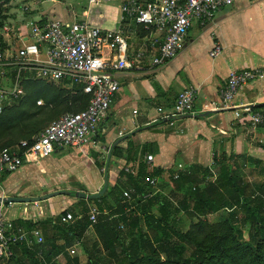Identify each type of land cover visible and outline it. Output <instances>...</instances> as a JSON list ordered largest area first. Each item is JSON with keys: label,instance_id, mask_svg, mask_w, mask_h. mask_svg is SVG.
I'll use <instances>...</instances> for the list:
<instances>
[{"label": "crops", "instance_id": "1", "mask_svg": "<svg viewBox=\"0 0 264 264\" xmlns=\"http://www.w3.org/2000/svg\"><path fill=\"white\" fill-rule=\"evenodd\" d=\"M51 2L58 3V0ZM94 5L98 4L88 0L74 19L70 13L58 18L56 14L40 12L26 4L24 8L30 11L23 12L16 36H28L29 20L52 17L65 22L87 20L108 30L121 25L120 6L113 12L112 9L94 10ZM12 18L16 21L18 17L14 13ZM124 27L131 48L139 50L142 41L136 26L129 22ZM16 42L22 46L20 40ZM216 45L221 46L222 54L211 58L209 52ZM248 68L264 70V0H239L220 10L212 22L195 23L184 49L166 65L154 67L148 57L136 69L120 74V90L94 136L96 144L81 149L68 147L69 151L59 159L51 155L39 164L25 163L11 175H0V197H44L61 187V177L67 189L95 194L104 188L107 165L112 186L123 168L137 167L140 158L147 160L148 155L154 156L153 164L147 162L148 167L165 173L178 171L179 165L187 170L211 168L216 154L234 156L240 167L243 162L247 164L243 166L263 169L264 127L251 131L242 108L248 106L254 112L264 110V78L243 86L232 102L239 107L222 108L220 100L229 74ZM189 86L198 91L194 113L177 115L173 111L177 97ZM208 111L214 114L196 117ZM236 111L243 117L238 119ZM93 157L98 163L105 162L104 167L94 165ZM79 199L51 197L36 203H4V210L8 218L27 226L53 218L57 211L75 209Z\"/></svg>", "mask_w": 264, "mask_h": 264}, {"label": "built area", "instance_id": "2", "mask_svg": "<svg viewBox=\"0 0 264 264\" xmlns=\"http://www.w3.org/2000/svg\"><path fill=\"white\" fill-rule=\"evenodd\" d=\"M42 3L41 0H35ZM52 1V0H50ZM103 0H90L99 4ZM111 1V0H104ZM239 0H121V25L112 30L103 29L87 20L65 22L51 18L42 21L29 20L28 36H16V26L8 20L0 28V112L4 106L25 96L24 80H43L48 83H66L82 87L90 96L88 107L78 113H68L46 126L31 141L23 140L18 145L4 148L0 152V175L16 173L25 163L39 164L56 150L68 147L81 149L95 145L94 136L106 119L121 86L119 75L136 69L150 57L154 67L172 61L184 49L190 29L195 23L206 25L225 7ZM30 9L24 8L28 13ZM133 23L142 26L145 36L139 50L130 45L128 31L124 27ZM26 37V38H25ZM22 46L15 49L8 42ZM222 54L220 45L210 52L211 58ZM264 78L261 68L233 70L220 93L222 108L232 105L240 90L248 83ZM198 91L186 87L177 97L173 111L180 116L194 113ZM39 101V104H42ZM248 116L251 131L264 127V110L254 112L243 107ZM238 119L242 114L236 111ZM147 162L153 164L154 156L148 155ZM135 173L133 170L125 169ZM183 165L178 171H185ZM178 174L174 176L175 179ZM154 188L158 179L149 180ZM150 197L154 196L151 192ZM124 197L130 199L129 192ZM100 211L90 207L89 220L96 223ZM71 212L62 217L63 223L74 221ZM39 228L28 230L5 214L4 203H0V264L14 256L13 247H32L43 243Z\"/></svg>", "mask_w": 264, "mask_h": 264}, {"label": "trees", "instance_id": "3", "mask_svg": "<svg viewBox=\"0 0 264 264\" xmlns=\"http://www.w3.org/2000/svg\"><path fill=\"white\" fill-rule=\"evenodd\" d=\"M7 1L0 0V28L8 20ZM138 33L141 38L146 35L142 26ZM53 84L32 78L24 80L26 94L20 103L4 106L0 112V152L23 140L31 141L63 115L78 113L88 107L90 96L82 87L66 82L59 83L64 88L58 90ZM64 94H67L66 100L62 98ZM41 99L46 101L44 109L51 105L57 108L51 110V119L65 111L58 118L50 119L51 122L42 129L35 122L38 110L33 111ZM140 159L134 174L121 170L117 182L102 197L90 200L100 211L96 223L89 220L92 207L89 200L79 199L78 209L71 210L74 221L62 222V217L70 212L66 210L53 218L24 225L28 230L41 229L43 243L32 247L14 246V256L2 264H54L59 256L65 257V264L78 263L69 250L77 242L82 243L90 231L97 238L93 249L101 248L102 255L98 257L94 250H87V264H264V181L242 182L237 171L241 167L234 156L216 154L211 168L168 173L159 168L150 171L147 160ZM202 171L216 179L204 189H197L196 186L202 183L198 177ZM176 174L179 175L177 179L174 178ZM153 178L158 179L163 197L169 199L177 198L188 183L195 185V191L185 193L180 200V209L197 220L189 231H177L165 212L157 216L148 209L136 211L126 201L125 192L134 190L136 194H145L153 189L149 184ZM158 199L159 196L154 195L148 204L154 205ZM165 208L162 206L161 209ZM224 209L229 210L230 215L223 221L211 224L202 220V217ZM239 223L249 227L247 235L242 227H237Z\"/></svg>", "mask_w": 264, "mask_h": 264}, {"label": "rangeland", "instance_id": "4", "mask_svg": "<svg viewBox=\"0 0 264 264\" xmlns=\"http://www.w3.org/2000/svg\"><path fill=\"white\" fill-rule=\"evenodd\" d=\"M42 3L41 4H36V2H34L33 0H29V1H25V0H9L6 2L7 8H8V19L12 21V24L15 26H18L17 23H19L21 16L23 15L24 12V6L27 4V6L31 7V8H37L40 12L42 10L46 11L47 13H50L52 15L56 14L57 17L59 18V16L61 15H66L67 13H70L73 15L74 19H77V15L80 13V9L84 6H87L88 4V0H58V3H54L51 2L50 0H41ZM119 6H121V0H111L110 2L107 1H103L101 4L98 5H94L93 9L94 10H100V9H105L110 10L112 9L113 12H115L117 10V7L119 8ZM115 8V9H114ZM16 14L17 15V20L15 21L12 18V14ZM74 15H76V18L74 17ZM53 18V17H52ZM9 47L11 48H19V44L18 43H13V42H8ZM40 82L46 84L48 82H45L43 80H40ZM53 86H55L58 90L63 89L64 85L63 84H53ZM63 100H66L65 98H67V94L63 95ZM42 100V104H39V100L36 102L37 104V108H33V111L38 110V115H37V119H36V124H38L41 129L43 127H45L48 123L51 122V120L58 118L59 116H61L62 114H64L65 111H60L59 114L55 115L56 117L51 119L53 116L51 114V110L56 111L57 108L53 105H51L49 108L44 109L46 101L45 99H41ZM21 100L14 102L15 104L20 103ZM14 103H12L11 105H13ZM10 105V106H11ZM63 110V109H60ZM51 114V115H49ZM51 119V120H50ZM41 124V125H40ZM69 151V148H66L65 150H63L60 153H53L52 157L53 159H59L60 156H62L63 154H66ZM51 160V159H49ZM94 160V165H99L104 167L105 162H101L98 163L95 158L93 157ZM148 164V163H147ZM246 163L241 162V169H237L238 171V176L239 179L244 182V183H260L264 181V169H259V168H252L249 166H243ZM90 165H93L90 162ZM93 165V166H94ZM247 165V164H246ZM149 166V164H148ZM109 166H106L105 169V173L107 175H109ZM126 169V168H123ZM128 169L130 171H137V167H128ZM153 168L150 167L149 170L151 171ZM125 172H127L125 170ZM103 173V172H102ZM104 173V175H105ZM127 173H131V172H127ZM199 179H201L202 183H200V185L196 186V188L198 189H204L209 182H214L215 181V176H211L209 175V173H206L204 171L200 172L199 174ZM60 181H64V178H60ZM204 180V181H203ZM61 183V187H59V189H55V191L52 193L54 194L53 197L58 198V199H62L67 198V197H75L74 195L72 196V194H70L69 192H80L82 190H78V189H74V190H69L67 189L68 185H65L64 183ZM71 184H75V182H72ZM113 186V185H112ZM112 186H108V188L112 187ZM195 185L188 183L186 186H184L181 189V193L176 197H171L170 199L167 197H163L164 195L161 194V190L160 187L157 185L155 186L153 189L148 190L145 194H136L134 190H132L131 192H129L130 194V199L126 198V201L133 206V208L136 211H140V210H150V212L156 214L157 216H161L163 212H165L168 216H169V222L172 226H174V228L179 231V232H187L190 230V228L192 227V225L194 223L197 222V220L195 218H192L191 216H189L186 212H184L182 209H180V200L182 199L183 195L185 193L188 192V194H190V192H194ZM103 190V189H102ZM100 190V191H102ZM108 190V189H107ZM99 191V192H100ZM63 192V193H61ZM150 192L155 195V196H159L158 201L156 202V204L151 205L148 204L149 199L152 198L149 196ZM98 193V192H97ZM135 196V199H134ZM74 199V198H72ZM141 200L142 202H140V204L138 203V201ZM170 200V201H169ZM134 203H137L138 205H134ZM89 204H91L92 206L95 204L92 201H89ZM162 206H164V210H162ZM77 208V206H76ZM78 209V208H77ZM63 211H57L56 212V216L60 215ZM72 214L73 212L70 211ZM230 215V211L229 210H221L217 213H210L205 217H202V220H206L211 224H217L221 221H223L224 219L228 218ZM237 227H242L245 234L247 235L249 227L247 225H242V224H237ZM97 238L95 236V234L90 231L87 235L86 238L83 240L82 243L77 242L70 250L69 252H71V256L75 259L78 260V263L75 264H87L88 262V254H87V250H94V252L97 254L98 257H100V255H102V249L100 248L98 251H96L94 248L95 244H96ZM66 263V259L64 256H59L56 261L54 262V264H65Z\"/></svg>", "mask_w": 264, "mask_h": 264}, {"label": "water", "instance_id": "5", "mask_svg": "<svg viewBox=\"0 0 264 264\" xmlns=\"http://www.w3.org/2000/svg\"><path fill=\"white\" fill-rule=\"evenodd\" d=\"M212 114H214L213 111H208V112L199 114L196 117L206 118ZM108 177H109V175L105 174V185H104V188L102 191L95 193V194H90V195H87L86 193H83V192H76L75 196L77 198L87 199V200L99 199L100 197H102L105 194V192L108 189V186H109ZM61 193H63V192H61ZM53 195L54 194H49V195H46L44 197H8V198H6V197L1 198L0 197V203L1 202L2 203H10V204H12V203H18V204L36 203V202H41L43 200L49 199V198L53 197Z\"/></svg>", "mask_w": 264, "mask_h": 264}]
</instances>
